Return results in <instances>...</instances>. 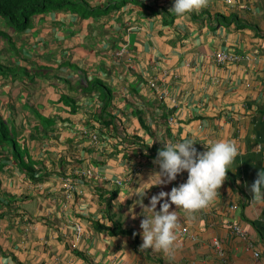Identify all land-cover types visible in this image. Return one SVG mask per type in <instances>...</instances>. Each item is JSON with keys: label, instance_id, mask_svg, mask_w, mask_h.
<instances>
[{"label": "crops", "instance_id": "crops-1", "mask_svg": "<svg viewBox=\"0 0 264 264\" xmlns=\"http://www.w3.org/2000/svg\"><path fill=\"white\" fill-rule=\"evenodd\" d=\"M106 1L114 2L88 0ZM174 2H126L98 20L109 29L104 36L90 28L91 17L49 12L16 37L20 56L28 58L19 66L30 81L0 79V115L24 117L22 147L35 169L26 173L11 155L1 159L0 264H264V198L254 200L250 191L264 169V0H208L182 16L169 11ZM128 23L134 26L126 29ZM125 41L126 53L113 62L111 53ZM221 50L241 59L217 63L212 55ZM148 79L167 94L164 100ZM96 81L109 89L90 86ZM96 86L102 94L93 92ZM107 91L116 119L102 126L94 110ZM26 102L41 110V122L29 120ZM84 127L98 139L81 134ZM184 138L198 152L218 140L234 141L235 171L208 208L189 213L171 205L180 225L171 251L141 249L140 222L152 213L138 196L146 189L148 206L152 195L186 182L185 171L147 189L159 171L153 163L158 149ZM232 224L247 239L233 234Z\"/></svg>", "mask_w": 264, "mask_h": 264}, {"label": "clouds", "instance_id": "clouds-1", "mask_svg": "<svg viewBox=\"0 0 264 264\" xmlns=\"http://www.w3.org/2000/svg\"><path fill=\"white\" fill-rule=\"evenodd\" d=\"M129 1L131 2V0H126V2ZM95 5H100V4L96 3ZM207 5H208V0H175L173 7L171 9L170 8L168 9H170L169 10L170 12H174L177 16H182L184 14L191 13L193 11H199L200 9L207 7ZM102 6L103 5H101V7ZM112 11L113 10H111L110 12ZM114 11L116 10L114 9ZM41 14L43 13L34 15V18H32L28 28L23 31H19L18 34H22L28 29H30V27L33 24V21L36 18H38ZM107 16H108L107 14H104L98 17H91L93 19V23L90 26V28L96 30L97 32L96 31L95 32L100 36L106 35L109 32V29L106 28L104 24L97 22L101 17L104 18ZM94 23L96 24L93 25ZM100 24H102L101 27L99 26ZM133 26L134 25L130 23V25L127 26L126 29L127 28L131 29ZM6 30L8 34L15 41L16 52H15V56H12L11 54L8 53L2 55L0 57V61L2 62V64L8 65L6 63V60L9 59L13 63H15V65H11V66L8 65L7 67H5L4 65H0L2 68V69L0 68L1 70L0 79L1 78L5 79L4 77L8 75H12L13 77H17V76L26 77L27 76L26 70H23L25 68L20 67L19 65L23 62H28V58L20 56L21 48L16 46L17 43L16 37L19 36L18 34L13 32L12 28L11 29L8 28ZM124 43L125 45L121 46L119 49L111 53L113 62H114V58L121 59L126 53V47H128V42L125 41ZM3 46H6L5 43H2L0 45V47ZM128 51L129 49L127 50V54H129ZM217 52L237 55L239 56V58L237 60H232V61L226 60L220 62L217 61L215 58V54ZM212 57L215 59L217 63L236 62L241 59V55L231 52H226L223 50L215 51ZM67 63L68 62H66V64ZM147 85L154 90L156 97L160 101L164 100L167 97V94L163 90H160L158 88L156 81L148 79ZM110 104L111 105L108 108V112L109 113L111 112L110 114H112L113 116L114 115L113 109H110L112 106V98L110 100ZM101 105H102L101 102L98 103V106L101 107ZM100 109L98 111L97 110L94 111L98 112L100 117L104 118L105 114L103 115L102 112H100ZM0 118L5 119L1 115ZM167 122L171 123V118H169ZM80 133L87 136L91 142L96 141L99 137V134L97 132L90 130L89 127L82 128L80 130ZM93 136H95V139H93ZM120 138L121 137L118 136L116 139L119 140ZM136 142H140V141L136 140ZM197 150L198 147L195 145V142L187 138H184L182 142L164 144L162 149H158L157 156L153 161V163L159 166V171L152 173L150 177H155V183H149V187L147 189H150L153 186L167 185L172 181L176 180L177 176L185 171L187 172V179L186 182L181 183L178 186L172 187L170 192L160 191L159 193L152 195L149 199L148 206H145L142 202L143 198L146 196V191H145L146 189L139 194L138 197L140 198L139 199L140 206L143 209L150 210L152 213L151 217L144 216V218L140 222V228L142 229V234H141L142 244L140 245L141 249L153 248L155 250H161L166 253L171 251L174 248L175 243L177 241L176 230L180 226L177 211L175 210L170 211L171 205H175L177 208H183L186 212L189 213H194L203 210L205 208H208L216 201L217 197L220 196L219 189L227 179V174L229 170L235 171V167H234L235 158L239 155V149L234 141L218 140L212 143L210 146H208L206 148V151L198 152ZM140 153L145 154L146 150L142 149ZM87 174L91 176L90 171H88ZM120 183L121 180L117 182L118 185ZM64 185L69 192L72 191L73 189L72 183L66 180L64 182ZM250 191L252 193V199L255 200L258 198H264V169L260 170L257 173V178L252 183L250 187ZM69 195L70 194L68 193L66 196L68 197ZM158 204H159V210L157 211L156 209ZM233 225L236 224H232V226ZM241 229L244 231L242 227ZM246 237H248L247 233H246ZM255 251L258 253V255L255 256L253 254V256L257 258L259 256V252L253 249L252 253ZM219 252H221V255L219 254ZM218 254L220 257L223 258L224 255L223 250H219Z\"/></svg>", "mask_w": 264, "mask_h": 264}, {"label": "trees", "instance_id": "trees-1", "mask_svg": "<svg viewBox=\"0 0 264 264\" xmlns=\"http://www.w3.org/2000/svg\"><path fill=\"white\" fill-rule=\"evenodd\" d=\"M122 2L124 3L126 2V0H118L113 3L104 4L101 7V5H90L88 0H0V19L7 22L8 26L12 28L13 32L18 34L19 31L27 29L32 18H34V15L39 13L45 14L56 11L76 14L78 17L85 19L107 14L111 11L109 9L110 7H112V10H117L122 6V4L117 3ZM98 6L99 11H97ZM99 26L101 27L102 24H100ZM6 29H8V27H4V29L0 30V36L6 38L7 41V46L0 47V57L6 53L11 54L8 49L15 50V41L8 34ZM0 65L5 64H2V62L0 61ZM92 85L101 86L100 81H96L90 84V86ZM106 96L107 99L106 101L102 102L101 109L108 112V108L111 105L110 91H107ZM126 99L127 102L132 103V101L130 102L129 97H126ZM116 109L117 108L114 105V110ZM105 117V119L102 117L103 124L100 122L102 126H106L108 123L112 122L113 119H116L109 112L105 114ZM3 120L4 119L0 118V165L1 159L5 157V155L7 156L11 154L12 158L20 165L22 169L26 171V173H29V171H33L35 167L34 162L28 155L27 149L22 146H15V140L10 131V128H8L6 124H3ZM104 135L106 134L104 133ZM137 136V138L140 139V136ZM9 140L12 141L11 144ZM119 142L125 146V143L121 141V138L119 139ZM9 146L10 148H8ZM112 194L114 195V191L112 192Z\"/></svg>", "mask_w": 264, "mask_h": 264}, {"label": "rangeland", "instance_id": "rangeland-1", "mask_svg": "<svg viewBox=\"0 0 264 264\" xmlns=\"http://www.w3.org/2000/svg\"><path fill=\"white\" fill-rule=\"evenodd\" d=\"M115 1H118V0H114V2ZM106 4L108 3V1H106L105 2ZM125 3V2H124ZM123 2L122 3H117V4H124ZM148 6V5H147ZM110 10H112V7H110L109 8ZM97 11H99V6H98V8H97ZM2 19H0V21H1ZM2 23H0V26H3V27H8L9 29H11L9 26H8V24H7V22H5V21H1ZM96 23H94L93 25H95ZM2 43H5V45L7 46V42H6V38H4L3 36H0V45L2 44ZM131 45H132V43H131ZM133 47H131V49H132ZM9 50V52L11 53V55L12 56H15V50H11V49H8ZM37 51V48H34V49H32V52L33 53H37L36 52ZM30 62V64L29 65H35V64H37V62L38 61H29ZM41 65H44V67H45V65H48V63L46 62V61H42L41 62ZM5 67H7L8 65H4ZM0 68H1V66H0ZM2 69V68H1ZM23 70H26V69H23ZM12 74V73H11ZM14 78H16V81H18V82H20L21 80H22V77L21 76H17V77H13L12 75H9V76H7V79L8 80H10V79H14ZM26 80L28 79V81H30V78H29V76H26V78H25ZM95 79L96 78H94V81H95ZM100 84L101 85H103V86H105V88H107V89H109V85L107 84V83H103V82H100ZM0 89L3 91V92H5L4 91V87H3V84L2 83H0ZM83 89V88H82ZM104 88H102V87H95V88H93L92 90H93V92H95V93H97V94H102V90H103ZM19 99L20 100H24V97L22 96H20L19 97ZM29 99L27 98V101H28ZM23 107H24V110L25 111H27V115L29 116V120L30 121H34V119H35V121H38V122H41L42 120H43V117H42V114H41V110H36L35 112H34V110L32 109V106L28 103V102H26L25 103V105H23ZM28 111L30 112L31 111V113H32V115H31V117H30V114H28ZM94 118H96V120L97 121H99V122H101L102 123V120H103V118L102 117H100V115H95L94 116ZM106 117H104V119H105ZM23 119H24V117L22 116V115H20L19 113L18 114H15V115H13V116H11V117H7V118H5L4 120H3V124H6L7 125V127L8 128H10V131H11V133H12V135H13V138H14V140H15V146H18V147H21L22 145H23V139H22V135H23V132H24V126H23ZM32 121V122H33ZM103 124V123H102ZM9 142H10V144L12 143V141L11 140H9ZM8 148H10V146L8 147ZM10 151V150H9ZM23 153V152H22ZM39 165V164H38ZM39 167H40V165H39ZM34 169H35V167H34ZM29 173L30 174H32L33 173V171H29ZM75 228H77V226L75 225Z\"/></svg>", "mask_w": 264, "mask_h": 264}, {"label": "built area", "instance_id": "built-area-1", "mask_svg": "<svg viewBox=\"0 0 264 264\" xmlns=\"http://www.w3.org/2000/svg\"><path fill=\"white\" fill-rule=\"evenodd\" d=\"M215 58L217 61L222 62V61H226V60H228V61L237 60L239 58V56L233 55V54H227V53L225 54L223 52H217L215 54ZM93 139H95V136H93ZM178 232L180 235H183L186 232V229H179ZM232 232L239 235L243 239H247L246 233L241 229V227L239 225H233L232 226ZM219 254L221 255V252H219ZM253 254L255 256L258 255V253L256 251L253 252Z\"/></svg>", "mask_w": 264, "mask_h": 264}]
</instances>
